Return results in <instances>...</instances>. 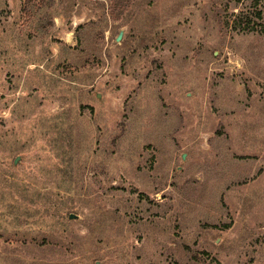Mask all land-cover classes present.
Wrapping results in <instances>:
<instances>
[{
    "label": "rangeland",
    "instance_id": "obj_1",
    "mask_svg": "<svg viewBox=\"0 0 264 264\" xmlns=\"http://www.w3.org/2000/svg\"><path fill=\"white\" fill-rule=\"evenodd\" d=\"M0 264H264V0H0Z\"/></svg>",
    "mask_w": 264,
    "mask_h": 264
},
{
    "label": "water",
    "instance_id": "obj_2",
    "mask_svg": "<svg viewBox=\"0 0 264 264\" xmlns=\"http://www.w3.org/2000/svg\"><path fill=\"white\" fill-rule=\"evenodd\" d=\"M121 36H122V34H121V33H119V34H118V36L116 37V42H119V41H120V39H121ZM69 219H70V220H75V219H76V217H75V216H73V215H70V216H69Z\"/></svg>",
    "mask_w": 264,
    "mask_h": 264
}]
</instances>
